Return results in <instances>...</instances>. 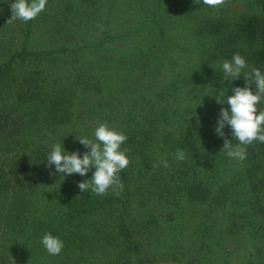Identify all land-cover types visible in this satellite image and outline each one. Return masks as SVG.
<instances>
[{
	"label": "trees",
	"instance_id": "1",
	"mask_svg": "<svg viewBox=\"0 0 264 264\" xmlns=\"http://www.w3.org/2000/svg\"><path fill=\"white\" fill-rule=\"evenodd\" d=\"M103 1L47 0L36 19L14 20L20 39L0 51V141L25 139L27 148L0 179L1 234L25 264H202L225 219V239L252 240L245 264H264V144L247 146L238 161L220 151L224 137L215 133L229 107L217 103L219 91L245 84L243 75L224 80L222 62L239 51L264 71V0H230L219 10L202 0ZM104 120L127 135L120 196L81 192L94 168L65 175L46 159L65 140L67 152L82 156L90 149L77 137L93 138ZM224 133L232 139L229 125ZM178 149L185 160L174 158ZM151 201L175 207L166 212L172 220L181 201L200 217L185 261L151 253L153 230L142 215ZM46 232L63 240L59 255L41 244ZM31 250L43 256L28 257Z\"/></svg>",
	"mask_w": 264,
	"mask_h": 264
},
{
	"label": "clouds",
	"instance_id": "2",
	"mask_svg": "<svg viewBox=\"0 0 264 264\" xmlns=\"http://www.w3.org/2000/svg\"><path fill=\"white\" fill-rule=\"evenodd\" d=\"M200 3L201 0H195ZM202 3L212 9H221L230 3V0H202ZM47 0H14L10 4L12 15L8 23L20 20L25 23L34 20L44 11ZM223 79L231 83L243 75L244 86L232 88V94L226 96V89L222 88L217 96V103H227L229 107L221 108L215 133L224 137L220 151L234 160L244 161L247 158V146L254 142L264 144V71L258 67L250 66L246 57L239 51L231 59L222 62ZM255 85V91L252 85ZM231 127L232 139L225 137L224 127ZM93 138L88 136L77 137L86 148L83 155L79 151L67 152L62 142H54L47 153L49 165H55L58 173L65 175L79 174L86 176L94 168L91 179L78 183L81 192L91 191L96 195H107L110 191L115 196H120L124 185L120 173L130 164L127 149L122 145L127 140V135L118 127L107 120L97 121L93 131ZM233 139L238 143L233 144ZM176 160L186 159V153L178 149L175 153ZM159 164L165 168L169 166L166 158H161ZM154 163L153 167L159 166ZM64 178V176L62 175ZM41 244L49 255H59L64 247L63 240L51 232H46L41 238Z\"/></svg>",
	"mask_w": 264,
	"mask_h": 264
},
{
	"label": "rangeland",
	"instance_id": "3",
	"mask_svg": "<svg viewBox=\"0 0 264 264\" xmlns=\"http://www.w3.org/2000/svg\"><path fill=\"white\" fill-rule=\"evenodd\" d=\"M53 1L56 5L59 0ZM107 1L108 0H104L102 5H105ZM52 13H57L55 8ZM103 13L104 7L101 8V14ZM5 14L9 17H6ZM11 15L12 12L10 8H4V6L0 5V51H3L10 41L20 39V36H17L18 32L13 31V29H15V25L13 24L14 21L8 23ZM172 36H174V34H172ZM139 40L140 36L138 37V41ZM187 53L189 52L184 51L182 54L183 56L179 57L181 62L185 63L188 59H190L187 57ZM177 71L178 69H176L174 72ZM105 84L110 85L111 82L107 80L105 81ZM96 100L97 98H89V105L93 104ZM70 129L74 128L71 127ZM71 141L72 140L69 142ZM24 142L25 139L20 141H10L8 143L0 141V179L3 178L4 171L10 168L12 161L24 153V151L27 152ZM62 146L65 150L67 149V140L63 142ZM4 186L5 185H2V187ZM9 192L11 191H8V193ZM6 193V191L0 192V219L4 214L3 205L7 200V196L4 194ZM155 202L156 201H151L149 205H145L142 208V215L147 218L146 220H149L148 222L153 230L152 234L150 235L151 237H149L150 243L153 246L151 248V253L154 252L156 254H164L162 257L174 255L178 260L183 262L189 257L190 250L192 251L193 247L191 248L190 238L194 234L193 229L197 227L200 217L197 214L193 215L191 205L185 204L181 201L184 211L181 210V215H173L172 220L170 219V216L166 215V212L170 211V208L175 207L167 204L170 207L169 208L166 205L163 206L155 204ZM39 213L46 215L43 211V208L39 210ZM143 216L141 217L143 218ZM225 223H227L225 219H223V221L220 220L217 231H219L221 234L216 235L209 240L210 246H212V252L206 254L208 259L202 260V264H245L247 262L252 250V240L249 238V235H247L246 238L244 237L242 240L234 241L231 238L225 239ZM156 231L157 235L155 236ZM40 256H43V254L39 253L38 255L32 250L29 251L28 257L38 258ZM25 257H27V255L20 253L19 250H14V248L10 245L8 238L5 235H2L0 232V264H25ZM36 264H48V261L46 259L38 258Z\"/></svg>",
	"mask_w": 264,
	"mask_h": 264
}]
</instances>
